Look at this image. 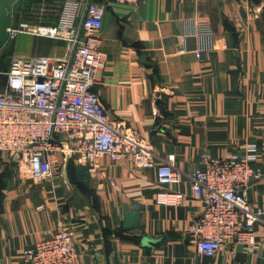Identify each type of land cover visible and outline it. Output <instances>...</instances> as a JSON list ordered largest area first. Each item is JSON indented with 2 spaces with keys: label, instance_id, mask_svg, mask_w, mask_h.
<instances>
[{
  "label": "crops",
  "instance_id": "1",
  "mask_svg": "<svg viewBox=\"0 0 264 264\" xmlns=\"http://www.w3.org/2000/svg\"><path fill=\"white\" fill-rule=\"evenodd\" d=\"M97 1L107 5L105 66L92 89L117 126L146 140L157 164L175 154L181 181L163 185L157 168L106 156L91 171L63 153L61 171L40 177L17 154L0 153V264H23L24 249L60 224L75 231L78 264H264V213L253 250L228 241L212 258L186 233L205 210L192 191L196 169L254 143L264 172V0ZM9 41L0 70L14 57L59 62L69 51L44 35ZM168 191L186 201L158 204ZM248 198L264 210V177Z\"/></svg>",
  "mask_w": 264,
  "mask_h": 264
},
{
  "label": "built area",
  "instance_id": "2",
  "mask_svg": "<svg viewBox=\"0 0 264 264\" xmlns=\"http://www.w3.org/2000/svg\"><path fill=\"white\" fill-rule=\"evenodd\" d=\"M136 4L139 0H110ZM107 5L97 0H65L57 24H32L22 20L10 28L63 39L67 56L59 62L48 57L11 59L0 70L5 84L0 89V153H15L35 176L51 177L62 168L61 153L94 171L98 161L123 159L142 167L157 168L158 181L171 185L181 181L175 154L157 164L155 152L136 131L117 126L93 91L105 66L101 32ZM200 54V51H198ZM259 147L244 145L230 156L209 161L192 173V191L205 203L200 218L186 233L196 250L215 258L228 241L254 249V225L264 210L253 205L248 191L264 177ZM183 192L157 195V203L181 204ZM75 231L63 224L46 238L23 251V264H78Z\"/></svg>",
  "mask_w": 264,
  "mask_h": 264
},
{
  "label": "rangeland",
  "instance_id": "3",
  "mask_svg": "<svg viewBox=\"0 0 264 264\" xmlns=\"http://www.w3.org/2000/svg\"><path fill=\"white\" fill-rule=\"evenodd\" d=\"M64 3L65 0H19L14 4L12 26H18L22 20L33 21L34 24L43 23L45 20L56 22ZM26 4L32 7L25 9Z\"/></svg>",
  "mask_w": 264,
  "mask_h": 264
},
{
  "label": "water",
  "instance_id": "4",
  "mask_svg": "<svg viewBox=\"0 0 264 264\" xmlns=\"http://www.w3.org/2000/svg\"><path fill=\"white\" fill-rule=\"evenodd\" d=\"M17 1L19 0H0V54L11 38L13 7Z\"/></svg>",
  "mask_w": 264,
  "mask_h": 264
},
{
  "label": "trees",
  "instance_id": "5",
  "mask_svg": "<svg viewBox=\"0 0 264 264\" xmlns=\"http://www.w3.org/2000/svg\"><path fill=\"white\" fill-rule=\"evenodd\" d=\"M5 84V78L0 76V89L4 86Z\"/></svg>",
  "mask_w": 264,
  "mask_h": 264
}]
</instances>
